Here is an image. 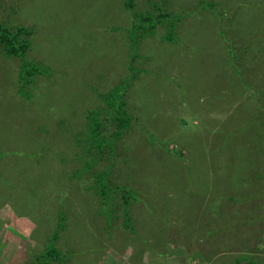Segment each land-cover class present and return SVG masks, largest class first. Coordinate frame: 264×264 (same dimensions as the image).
<instances>
[{
	"label": "rangeland",
	"instance_id": "obj_1",
	"mask_svg": "<svg viewBox=\"0 0 264 264\" xmlns=\"http://www.w3.org/2000/svg\"><path fill=\"white\" fill-rule=\"evenodd\" d=\"M0 22L26 28L29 60L53 72L27 98L0 57V264H33L64 214L63 260L47 264H264V0H0ZM128 76L130 129L99 150L88 112ZM112 160L102 207L93 179Z\"/></svg>",
	"mask_w": 264,
	"mask_h": 264
},
{
	"label": "trees",
	"instance_id": "obj_2",
	"mask_svg": "<svg viewBox=\"0 0 264 264\" xmlns=\"http://www.w3.org/2000/svg\"><path fill=\"white\" fill-rule=\"evenodd\" d=\"M124 5L128 10H133L135 9L137 5L138 0H123ZM164 6V5H162ZM210 7H214V4H209ZM162 14V11H160ZM164 19L166 18V13L160 15ZM164 17V18H163ZM140 18H142V22H153V19L149 15V13H141ZM167 19V18H166ZM165 20V19H164ZM170 21L166 22V25L168 27V33L166 35V38L170 41L175 39V33L173 32V27L174 25L171 24ZM145 27L139 28V25L133 24L130 27L129 31V38L131 39V50H129V54L131 58V67L130 69H134V66L132 65V59H135L137 57V49H138V44H139V39L140 36L138 34L139 30H143ZM156 28L155 23H151L150 29L153 31ZM254 32L253 29H250V34ZM29 33L27 32L26 28H18L15 29L5 23L0 22V57L5 58L6 60L10 61L12 64H15L17 62L20 63V66L17 67L19 72L17 74L18 79L20 81V91H24L25 97L30 98L33 97V92L31 93L30 91L24 90L27 88L29 85H33L37 77H42V75L50 77L52 75V70L50 67H46L43 65L38 64L35 61L29 60L28 55L30 53L29 50H31V45H32V40L28 39L27 37ZM27 35V36H26ZM172 36V37H171ZM238 55H234V63H237ZM2 62V61H1ZM4 64L6 70L8 71L7 74L8 76L12 77L15 74L14 69H11L8 67L7 64ZM249 66V63L248 65ZM245 62H240L237 68L235 69L237 72H242L246 70L247 68ZM7 74H3L2 76H5ZM6 83L8 77L6 76ZM16 78V76L14 77ZM22 84V87H21ZM131 87V79L128 76L126 79H123L120 84H117L109 93L102 94V98L104 99L103 101L106 102L107 107L104 109H93L89 110L88 112V118L90 119V124L88 129L90 130L88 134L89 142L93 143L94 146L97 149H101L104 146H108L111 151H113V144L112 141L114 142V138H122L124 136V132L130 129L131 126V116L129 115L128 111L126 110L127 102L125 101V97L128 93V90ZM102 114H105L107 119L109 121V118L113 121H115L116 124V130L112 133L110 138H107L105 136L101 135V129L103 127V124L101 122L100 116ZM89 147V146H88ZM261 148V147H259ZM87 152L90 151L89 148H85ZM90 154V153H88ZM86 153V155H88ZM260 156L263 154L262 149L259 150L258 153ZM182 155V154H181ZM92 159V161H95ZM263 163V161H261ZM94 163V162H93ZM92 167V163L88 166V169ZM115 168V164L112 160V164L109 166L104 167L103 173H96L94 175L93 183H96L98 188L102 190V194L104 196V199L101 201V206L107 207V204H110V196H109V191L110 188L106 185V187H102L104 185V181L106 180L105 178L108 175L112 174V170ZM80 169V168H79ZM82 171L77 170L73 173V175L77 176H82L86 175L88 171L86 170V165L84 164V167L81 168ZM104 182V183H103ZM120 189V188H117ZM113 193H116L118 195V192L113 189ZM134 191L131 190L130 193H126L123 195L122 201L124 202L123 205V210L122 212L124 213L126 217V224L130 227H132V220H127L129 219V214H128V209L130 203L134 202L133 200H138L136 193H133ZM257 192V191H256ZM260 194L257 192V199H260ZM116 198V197H115ZM262 198V197H261ZM65 214L64 216L61 215L58 217V229L55 230V232L52 234L51 238V243L48 245V249L45 251V253L36 259H34L33 264H47L50 260H63V256L59 254V250L55 246V241L58 238L59 231L61 229H64L65 225L63 224L65 222ZM134 227H132V230ZM145 245H148L147 240L142 241Z\"/></svg>",
	"mask_w": 264,
	"mask_h": 264
},
{
	"label": "crops",
	"instance_id": "obj_3",
	"mask_svg": "<svg viewBox=\"0 0 264 264\" xmlns=\"http://www.w3.org/2000/svg\"><path fill=\"white\" fill-rule=\"evenodd\" d=\"M145 263V262H144Z\"/></svg>",
	"mask_w": 264,
	"mask_h": 264
}]
</instances>
